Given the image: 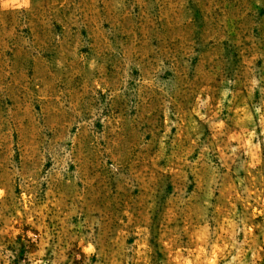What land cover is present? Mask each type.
<instances>
[{"label":"rangeland","instance_id":"374dc122","mask_svg":"<svg viewBox=\"0 0 264 264\" xmlns=\"http://www.w3.org/2000/svg\"><path fill=\"white\" fill-rule=\"evenodd\" d=\"M0 264H264V0H0Z\"/></svg>","mask_w":264,"mask_h":264}]
</instances>
